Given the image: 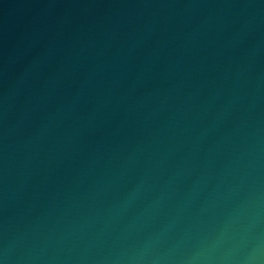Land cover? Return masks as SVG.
I'll return each mask as SVG.
<instances>
[{"label": "water", "instance_id": "obj_1", "mask_svg": "<svg viewBox=\"0 0 264 264\" xmlns=\"http://www.w3.org/2000/svg\"><path fill=\"white\" fill-rule=\"evenodd\" d=\"M0 264H264V0H0Z\"/></svg>", "mask_w": 264, "mask_h": 264}]
</instances>
